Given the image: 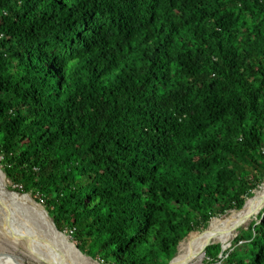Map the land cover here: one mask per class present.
Wrapping results in <instances>:
<instances>
[{"label":"trees","instance_id":"16d2710c","mask_svg":"<svg viewBox=\"0 0 264 264\" xmlns=\"http://www.w3.org/2000/svg\"><path fill=\"white\" fill-rule=\"evenodd\" d=\"M0 167L83 254L169 264L264 185V0H0ZM206 256L264 264V211Z\"/></svg>","mask_w":264,"mask_h":264},{"label":"bare ground","instance_id":"6f19581e","mask_svg":"<svg viewBox=\"0 0 264 264\" xmlns=\"http://www.w3.org/2000/svg\"><path fill=\"white\" fill-rule=\"evenodd\" d=\"M0 203L7 206L9 209L17 211L13 208L14 204H29L33 206V199L30 195H19L8 189V180L5 174L0 169ZM19 206V205H18ZM16 207V206H15ZM264 209V186L258 190L254 197L246 203L244 208L233 215L225 218L216 219L212 222V226L209 231L202 233L198 236H193L189 240L183 241L179 246V251L172 264H199L202 262L206 255V248L211 243H221L224 246L230 244L236 237L238 230L244 226H247L259 213ZM35 210V209H34ZM47 224L50 236L54 239V242H49L52 246H45L47 243H42L41 238L38 242L41 243L40 247L46 249L48 253L42 255L41 249L39 250L35 246V250L38 254L42 255L51 264H65L66 258L53 251V245H61L68 255H76L78 261L81 263L89 262L87 257L80 254L74 243H72L66 236L58 233L52 220L42 209H36ZM21 211V210H20ZM37 213V214H38ZM36 214V215H37ZM48 243V244H49ZM65 255V254H64Z\"/></svg>","mask_w":264,"mask_h":264},{"label":"rangeland","instance_id":"374dc122","mask_svg":"<svg viewBox=\"0 0 264 264\" xmlns=\"http://www.w3.org/2000/svg\"><path fill=\"white\" fill-rule=\"evenodd\" d=\"M262 187H260V189ZM8 189L10 191L18 193L21 196L26 195V194H22L19 190H17L9 180H8ZM32 199H33V206L26 203L14 204L13 208L17 209L18 213L13 209H9L4 204L2 205L0 203V264H51V262H48L42 256L45 253L47 254L48 251L40 247L41 243L38 242V239L41 238V242L47 243L45 244V246L46 247L50 246L51 249L52 246L49 242L51 241L55 243V241L50 236V232L49 229L47 228V224L45 220L42 218V216L39 215L38 210H36V209L44 208L43 204L37 202L33 197ZM236 211L237 210H232L228 212L226 215L218 217V219L233 215L234 213H237ZM262 211H264V209L261 210L260 213L247 226H244L238 230L236 237L230 244H228L227 246L223 245L225 247V251L229 250L233 246L235 239L242 232V230L249 229L254 222L258 221ZM209 230L203 231L202 233L207 232ZM191 234L187 236L184 239V241L189 240L193 236H198ZM66 236L72 243H75L71 240L70 236L68 235ZM35 246H37L39 250L41 249L40 251L42 255L37 253V251L34 249ZM53 251H55L61 256H64L65 258L67 257L65 264H102L98 260H94L85 254L83 255L84 257H87V259H89V262L80 263L76 255L74 257L73 255H68V253L61 245H56V244L53 245ZM199 264H209L206 255L202 260V262H200Z\"/></svg>","mask_w":264,"mask_h":264},{"label":"water","instance_id":"95a60500","mask_svg":"<svg viewBox=\"0 0 264 264\" xmlns=\"http://www.w3.org/2000/svg\"><path fill=\"white\" fill-rule=\"evenodd\" d=\"M1 170H2V168H0ZM2 172H3V170H2ZM4 173V172H3ZM264 184V183H263ZM262 184V185H263ZM26 195H30V194H26ZM31 196V195H30ZM251 199V198H250ZM247 203V202H246ZM246 205V204H245ZM42 210L47 214V216L52 220V224H53V226H54V228H55V230L58 232V233H60V234H62V235H64V236H66V234L65 233H63V232H60L58 229H57V227H56V225H55V223H54V220H53V218L49 215V212L46 210V208L44 207V208H42ZM67 237V236H66ZM75 244V243H74ZM213 244H217V243H211V244H209L207 247H209L210 245H213ZM221 244V243H220ZM222 245V244H221ZM75 246H76V248H77V251L80 253V254H82L83 255V253L80 251V249L77 247V245L75 244ZM207 249V248H206ZM222 251H225V247L222 245ZM206 253V252H205ZM91 258V257H90ZM93 259V258H92ZM173 261H174V259L169 263V264H172L173 263Z\"/></svg>","mask_w":264,"mask_h":264},{"label":"built area","instance_id":"2783aa9c","mask_svg":"<svg viewBox=\"0 0 264 264\" xmlns=\"http://www.w3.org/2000/svg\"><path fill=\"white\" fill-rule=\"evenodd\" d=\"M209 264H212V263H209Z\"/></svg>","mask_w":264,"mask_h":264}]
</instances>
